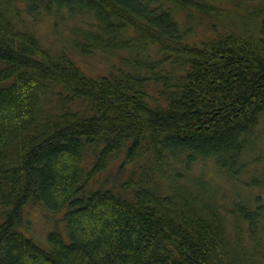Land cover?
Returning a JSON list of instances; mask_svg holds the SVG:
<instances>
[{
  "label": "trees",
  "instance_id": "trees-1",
  "mask_svg": "<svg viewBox=\"0 0 264 264\" xmlns=\"http://www.w3.org/2000/svg\"><path fill=\"white\" fill-rule=\"evenodd\" d=\"M263 122L264 0H0V264H264Z\"/></svg>",
  "mask_w": 264,
  "mask_h": 264
},
{
  "label": "rangeland",
  "instance_id": "rangeland-1",
  "mask_svg": "<svg viewBox=\"0 0 264 264\" xmlns=\"http://www.w3.org/2000/svg\"><path fill=\"white\" fill-rule=\"evenodd\" d=\"M51 25V20L42 19L41 21H38L35 24L34 29L36 30L37 34H39L41 40H43L46 44L54 48L63 44L61 43L63 41V33L55 31V29L51 28ZM78 60H80L81 67L86 72L88 71L93 75L105 72L108 67L107 59H105L104 54L99 51L86 57L82 56L78 58ZM262 126H264V122L262 123ZM261 143L264 144V137L262 138ZM199 167L200 168L196 169L197 172L199 170L204 172V178L209 183H212L213 185L218 184V186L222 185L219 186L220 192H218L220 203L223 202V198H226L227 200L230 199L231 201L235 198L243 199L244 197H250V193H248V191L241 189L240 186L235 185V183L231 184L230 182L226 181V179L221 175V173L214 170L215 168L213 167L212 161L204 163L202 167ZM233 187L234 191H232ZM26 212L27 216L25 218H27V221L25 220L24 234L29 237H32L38 244H44L46 234L48 233L47 231L52 230L56 224L59 227L58 224L61 223L60 219L62 216V212L48 211L41 204L29 205L28 207H26ZM61 224L63 225V223ZM59 228L61 229L62 226Z\"/></svg>",
  "mask_w": 264,
  "mask_h": 264
}]
</instances>
